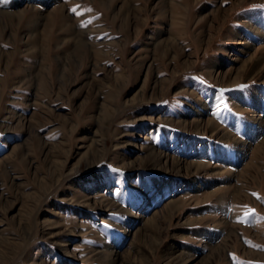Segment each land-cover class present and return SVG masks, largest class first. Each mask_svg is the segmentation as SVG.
I'll return each mask as SVG.
<instances>
[{"label": "rangeland", "instance_id": "obj_1", "mask_svg": "<svg viewBox=\"0 0 264 264\" xmlns=\"http://www.w3.org/2000/svg\"><path fill=\"white\" fill-rule=\"evenodd\" d=\"M262 13L0 0V264H264V109L229 98L264 78Z\"/></svg>", "mask_w": 264, "mask_h": 264}, {"label": "bare ground", "instance_id": "obj_2", "mask_svg": "<svg viewBox=\"0 0 264 264\" xmlns=\"http://www.w3.org/2000/svg\"><path fill=\"white\" fill-rule=\"evenodd\" d=\"M254 17V16H253ZM263 24L260 20H258V19H256V18H254V19H252L251 20V22L250 23H248L250 26H252L251 28H253L255 31H256V34H258L256 37L258 38V39H264V32L263 31H261V25L260 24ZM260 25V26H259ZM262 42H264V40L262 41ZM260 63L258 62L257 64H256V66L255 67H253L254 69L259 65ZM238 75H240L239 74V72H238V74H237V76ZM236 76V77H237ZM235 79H237V78H235ZM263 102V101H262ZM256 104V106H259L260 107V105L262 104L261 102H260V99L259 100H255L254 101V105ZM195 112H198V110H195ZM200 114V113H199ZM251 116V115H250ZM253 116V115H252ZM256 117V116H255ZM256 120H258V124H259V126L258 127H252V131L254 132V131H256V130H259L260 128H262V129H264V118L262 119L261 117H256L255 118ZM254 119V120H255ZM197 122H200V118H197ZM255 122V121H254ZM201 123V122H200ZM207 124L208 125H212V126H214L216 123L213 121V119H211V120H208V122H207ZM227 134L226 135H228L227 137H230V138H232L233 136H232V134L231 133H229V132H226ZM232 136V137H231ZM234 138H236V137H234ZM239 146H240V150H241V152H244L245 150H247L248 149V147L246 148V144L245 143H240V144H238ZM264 147V146H263ZM260 148V147H259ZM261 149V148H260ZM206 151H202L201 152V154H200V156L201 157H204L205 156V153ZM156 153V152H155ZM159 154V153H158ZM246 154V153H245ZM157 156H161L162 158H164L165 160H166V163L167 164H169V162H172L174 165H175V167H177L178 169L179 168H184V167H190V166H195V167H202V166H205V162H203V161H196V162H191V163H184L182 160H180L179 158L177 159V158H174V157H170V156H167V155H163L162 153H160L159 155H157ZM194 182V181H193ZM165 186L167 187L168 186V184H165ZM189 186H191V184H189ZM196 187V186H195ZM165 188V187H164ZM117 191V190H116ZM147 204V202H141V203H138L137 205H139V207L140 208H143V209H145L144 207H146L145 205ZM172 204V203H171ZM146 212V210L144 211V213ZM138 215V214H137ZM141 215V214H140ZM143 216L141 215L140 216V218H142ZM146 219V218H145ZM156 222V220L155 219H152L151 220V222ZM126 227V226H125ZM117 250L114 248V249H112V251H111V256H112V258L113 257H115L116 255H117Z\"/></svg>", "mask_w": 264, "mask_h": 264}, {"label": "crops", "instance_id": "obj_3", "mask_svg": "<svg viewBox=\"0 0 264 264\" xmlns=\"http://www.w3.org/2000/svg\"><path fill=\"white\" fill-rule=\"evenodd\" d=\"M261 78H259V79H260V82H262V83L259 84V86L258 85H255V86L253 85L250 88V92L249 91H245V93L244 92L242 93V92L239 91V88H237V87L234 90H232L233 92L230 94L229 98H230V100H234L233 102L236 105L235 108L237 109V111H239L238 108H237V105H241L243 108H248V109L251 108L252 112H254L253 111V107H252L254 98L260 99V101L263 99L262 101L264 103V78L263 79H261ZM216 93L217 92H215V91L213 92L214 95ZM214 100H216V99L214 98ZM260 106H261V109L263 110L264 109V104H261ZM258 111H260V109ZM228 112H230L228 114H230L231 116L233 114V115H235L237 117L236 125L238 124V129H239V124L241 123L240 120L243 119L242 115L235 113L233 110L232 111H228ZM244 112H246V111H244ZM261 113H263V112H261ZM231 122H232V120H231ZM199 217H203V216H199ZM203 218H205V217H203ZM200 229H201V231H198V232L201 233V234H205V235L209 234V233L214 235V233H218L219 232L217 230L210 229V228L209 229L200 228ZM202 229H204V230H202ZM182 245H181V247H182Z\"/></svg>", "mask_w": 264, "mask_h": 264}]
</instances>
